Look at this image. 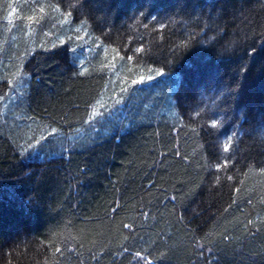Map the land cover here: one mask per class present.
<instances>
[{"label":"trees","instance_id":"16d2710c","mask_svg":"<svg viewBox=\"0 0 264 264\" xmlns=\"http://www.w3.org/2000/svg\"><path fill=\"white\" fill-rule=\"evenodd\" d=\"M136 253L264 264V0H0V264Z\"/></svg>","mask_w":264,"mask_h":264},{"label":"snow or ice","instance_id":"6c2138e0","mask_svg":"<svg viewBox=\"0 0 264 264\" xmlns=\"http://www.w3.org/2000/svg\"><path fill=\"white\" fill-rule=\"evenodd\" d=\"M179 2H181V0H177V3H179ZM144 3L147 4V5H153V4L155 3V0H144ZM55 10H56V11H60L59 8H56ZM13 11H15V9H13ZM41 11H43V9H41ZM140 14L143 15V14H144V11H143V10H140ZM71 15H72L71 12H68V13H67V16H71ZM150 15H151V18H152V19H156V16H155V15H153V14H151V13H150ZM66 18H67V17H66ZM9 22L11 23V21H9ZM186 46H187V44H182L180 47L183 48V47H186ZM253 47H254V46H253ZM136 51H137V52H143L144 49H143V48H139V49H137ZM113 52L115 53V56H119V55H120V53H119L116 49H113ZM115 56L113 57V59H115ZM120 58L123 59V57H120ZM128 59H132V57H128ZM149 71H151V69H149ZM156 75H157V76H163V75H164V72H163L162 70H159V69H158V70L156 71ZM144 79H145V77H144V76H141L139 82H143ZM147 79H148V80H152L153 77H152V76H148ZM136 82H138V81H133V83H136ZM94 115H95V113H94ZM211 127H212V128H218V127H219V121H214V122L212 123ZM53 131H55V130H53ZM233 140H234V137H232V136H229V137L226 138V142L223 144V151H224L225 153H229L230 150L232 149V146H233ZM37 143H39V141H37ZM223 167H227V163H225V164L223 165ZM217 170L219 171L220 169L218 168ZM228 178H229V179H232L231 176L228 177ZM124 226H125V227H130V226L127 225V224H125ZM56 251L59 252L60 249L57 248ZM136 257H137L138 259H140V260H144V261H145V264H152L151 261H149V260H147L145 257L141 256L140 253H136Z\"/></svg>","mask_w":264,"mask_h":264}]
</instances>
